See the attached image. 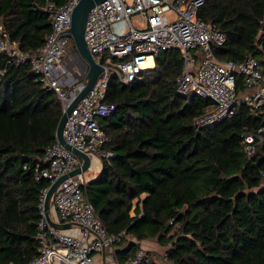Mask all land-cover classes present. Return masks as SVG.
<instances>
[{
	"label": "trees",
	"instance_id": "16d2710c",
	"mask_svg": "<svg viewBox=\"0 0 264 264\" xmlns=\"http://www.w3.org/2000/svg\"><path fill=\"white\" fill-rule=\"evenodd\" d=\"M0 1L13 7L2 22L6 40L22 54L41 48L51 28L46 0ZM49 1L60 7L67 0ZM197 16L225 35L223 46H212L217 60L251 57L264 74V0H203ZM181 71L180 52L169 49L138 80L123 85L109 77L105 102L115 110L99 126L114 156L101 159V171L82 187L85 196L109 234L124 233L115 244L119 262L154 240L166 250L159 263L146 252L148 264H264V145L248 158L241 139L264 115L238 104L232 118L196 129L210 102L176 92ZM241 82L237 75L238 96ZM60 117L59 100L30 64L0 53V264L38 256L39 206L49 182L35 176L48 166Z\"/></svg>",
	"mask_w": 264,
	"mask_h": 264
},
{
	"label": "built area",
	"instance_id": "2783aa9c",
	"mask_svg": "<svg viewBox=\"0 0 264 264\" xmlns=\"http://www.w3.org/2000/svg\"><path fill=\"white\" fill-rule=\"evenodd\" d=\"M79 1L67 0L57 7L46 0L42 11L49 15L51 28L43 39V46L28 54L17 50L20 56L11 55L19 57L22 63L30 64L31 71L43 87L56 95L61 114L83 84L81 78L64 64L71 41L66 33L72 11ZM202 5L203 0H107L89 12L84 40L94 63L102 67L104 75L67 115L63 139L78 152L94 158L97 163L92 161L91 166L101 165L97 157L109 159L114 156L104 149L109 138L99 126V120L115 110L113 104L105 102L109 77L115 76L123 85L138 80L141 73L153 69L155 59L169 49L178 50L182 59L176 92L181 96L194 93L210 102L195 119L196 129L232 118L238 104L245 105L253 114L264 115V74L251 57L236 62H221L215 58L212 46H223L226 38L216 25H208L198 18ZM168 14H172L174 20L170 21ZM132 18L139 26L131 23ZM0 33H3L2 27ZM3 36L5 40L0 41V53H5L1 52L5 41L6 47L15 45L6 40L4 33ZM237 75L241 76L244 88V93L239 96L235 86ZM241 139L244 153L249 158L256 146L264 145V124L245 130ZM45 159L48 166L36 171L35 180L48 181V187L82 164L56 140L46 149ZM95 172L90 167L85 174L67 178L53 193L50 220L56 225L70 224L68 230L56 229L46 222L43 199L48 187L42 191L38 256L28 264H94V256L101 252H104L108 263L118 264L113 249L124 233L113 235L106 231L82 189L87 180L96 178ZM260 176L264 182V170ZM148 262L145 250L138 248L133 257L122 264Z\"/></svg>",
	"mask_w": 264,
	"mask_h": 264
},
{
	"label": "water",
	"instance_id": "95a60500",
	"mask_svg": "<svg viewBox=\"0 0 264 264\" xmlns=\"http://www.w3.org/2000/svg\"><path fill=\"white\" fill-rule=\"evenodd\" d=\"M105 1L107 0H80L72 11L70 27L66 33V37L69 38L73 43V46L70 47L69 50L74 51V56H75L74 62L81 59V62L78 64V67L80 68L79 75L75 74V76L79 78L84 77V80H83V84L80 86V90L78 91L76 97L73 99L67 110L63 114H61V117L59 119L56 128L55 138L56 141L65 148V150L69 151L70 153L78 157L82 161V164L79 168L73 170L68 175L63 176L58 180H56L54 183H52L47 188V191L44 195L43 209H44L45 220L50 226L60 230L70 229V224L56 225L50 220L49 217L50 204L53 193L55 192L59 184L62 181L66 180L67 178L76 177L85 174L91 167L92 161L94 160V158H90L87 155L82 154L77 150H75L74 148H72L71 146L67 145L63 139V129L67 115L76 107V105L80 102V100L93 87L96 80L104 75L102 67L94 63L86 47L84 40V32H85V26L89 12L96 5H99ZM93 180L94 178L87 180V184ZM146 196H147L146 194H142L140 196L141 199L140 209L142 207V202L146 198ZM130 214H132V210Z\"/></svg>",
	"mask_w": 264,
	"mask_h": 264
},
{
	"label": "rangeland",
	"instance_id": "374dc122",
	"mask_svg": "<svg viewBox=\"0 0 264 264\" xmlns=\"http://www.w3.org/2000/svg\"><path fill=\"white\" fill-rule=\"evenodd\" d=\"M130 1H132V0H128V2H130ZM12 11H13L12 5H10L7 1H4V2L0 1V27H2V22L5 19L9 18L10 14L12 13ZM167 17H168V19L170 21L174 20V16L172 14H168ZM131 23L134 26H136V27L139 26V24H138V22H137V20L135 18L131 19ZM5 42H4V49L1 52H5L6 54H9V55H12L13 53H15L16 56H20L18 54L17 47H15V45L14 46L10 45V46L6 47V43ZM72 46H73V43L71 41V43H68L67 47L70 48ZM74 60H75L74 51H70L69 54L67 55L66 59L64 60V64L66 66H68V70H73L74 73L79 74L80 68L78 67V64L81 62V59L76 61V62H74ZM83 80H84V77L81 78V82ZM97 158H98L99 161H101V159L99 157H97ZM97 174L98 173L95 172V175H97ZM144 244L145 245L148 244L147 246H149L148 248H146L145 245L142 246L145 249V251L147 252L146 249H150L148 252H150V253H152L154 255L155 261L158 262V263L162 262V257L164 255V252H165L166 249L158 246V244L154 240H146L144 242Z\"/></svg>",
	"mask_w": 264,
	"mask_h": 264
},
{
	"label": "crops",
	"instance_id": "0c3cea01",
	"mask_svg": "<svg viewBox=\"0 0 264 264\" xmlns=\"http://www.w3.org/2000/svg\"><path fill=\"white\" fill-rule=\"evenodd\" d=\"M73 63V62H72ZM69 65V64H68ZM154 66H155V64H154ZM94 163H97V162H95V161H93ZM97 170V171H96ZM91 171H96V173H99L100 171H101V165L99 166V164L97 165V164H93L92 166H91ZM131 216L133 215V213L132 214H130ZM74 232V231H73ZM74 235L76 234V232H74L73 233ZM144 242L145 241H143V242H140V243H138L139 244V248H143L142 246L143 245H145L144 244ZM148 244H146L145 246H146V248H148L149 246H147ZM122 247L120 246V245H115L114 246V252H116V251H118L119 249H121ZM144 249V248H143ZM145 250V249H144ZM147 250V252L150 250V249H146ZM146 252V251H145ZM133 257V256H132ZM118 261V260H117ZM124 261H118V264H122ZM94 264H112V263H108L106 260H105V254H104V252H101L100 254H97V255H95L94 256Z\"/></svg>",
	"mask_w": 264,
	"mask_h": 264
}]
</instances>
